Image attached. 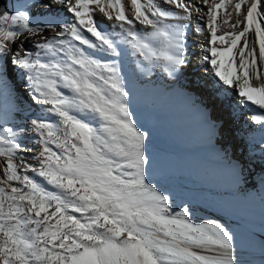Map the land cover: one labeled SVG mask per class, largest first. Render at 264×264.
Segmentation results:
<instances>
[{"label": "snow or ice", "instance_id": "obj_1", "mask_svg": "<svg viewBox=\"0 0 264 264\" xmlns=\"http://www.w3.org/2000/svg\"><path fill=\"white\" fill-rule=\"evenodd\" d=\"M130 3L131 16L122 0H50L71 19L43 27L32 24L35 4L0 11V83L19 71L29 99L56 118L0 123V264H236L228 227L191 222L188 206L174 211L146 182L148 133L134 122L118 58L127 46L141 76L176 77L188 63L182 22L195 17L208 72L261 110L250 121L264 130V0ZM221 10L231 31L217 23ZM21 37L37 38L39 51ZM27 130L42 145L36 165L18 157L33 151L17 139ZM256 147L264 154V141Z\"/></svg>", "mask_w": 264, "mask_h": 264}, {"label": "bare ground", "instance_id": "obj_2", "mask_svg": "<svg viewBox=\"0 0 264 264\" xmlns=\"http://www.w3.org/2000/svg\"><path fill=\"white\" fill-rule=\"evenodd\" d=\"M46 2L9 0L7 10L35 4L31 19L48 13L57 20L66 19L61 8L46 7ZM122 2L125 5L130 0ZM224 16L221 10L217 23L231 31L221 22ZM235 20L233 13L229 23ZM111 23L106 22L109 27ZM182 23L187 25L188 63L174 78L159 72L146 76L149 81L133 99L138 114L134 122L148 133L146 155L160 159L155 161L161 165L146 182L170 196L174 211L188 206L191 222L215 221L228 227L234 234L236 264H264V154L256 147L264 141V130L250 121L251 115L261 110L250 103H237L235 92L216 83L218 78L208 72L202 59L207 41L205 33L196 31L201 22L193 17ZM36 39L21 37L25 46ZM121 57L129 58L134 66L130 49ZM12 74L14 84L22 81L19 71ZM21 90L29 94L26 85ZM214 128L221 129L218 146L225 152L213 149ZM236 138L242 139L240 145ZM233 147L239 149L238 155ZM31 154L21 152L19 156L31 161ZM232 161L245 163L247 175L232 170Z\"/></svg>", "mask_w": 264, "mask_h": 264}, {"label": "rangeland", "instance_id": "obj_3", "mask_svg": "<svg viewBox=\"0 0 264 264\" xmlns=\"http://www.w3.org/2000/svg\"><path fill=\"white\" fill-rule=\"evenodd\" d=\"M23 1L27 3L29 2L36 3L39 0H23ZM46 1L50 3V0H46ZM156 2L159 3V0H156ZM52 6L56 8H60V6L58 5H52ZM125 10H126V14L131 16V13H132L131 3L125 4ZM70 19L71 17L67 15L64 21L66 20L70 21ZM96 19L100 23L101 28H104L105 30L112 32L114 36L118 33L119 29L113 28V22L111 23L109 27V25L106 24V22L108 21H106L105 18L101 14H97ZM31 20L32 22H36V23L43 24V25H45L47 22H51L55 24L56 22L60 21V20L55 19L54 16L51 15L50 13L45 14V16L43 15L38 16ZM136 30L142 32L144 29H142V26H139L137 24ZM51 31L52 32H50V29H46V31L44 32V35L51 37L54 34L52 29ZM37 42L38 40L36 39L35 41L31 43V45H27L25 47L29 49V51L33 52L34 54L35 52L39 51L38 49L35 48V44ZM121 49H122V52L125 53L127 51V46L122 45ZM94 56L95 58L100 59L102 61L112 59L111 57H105L101 53H94ZM121 58L122 57L118 58V62H120L119 67L121 69V74L125 79L126 90L129 92V97H128L129 108L132 113L133 119L135 120L138 114H137V110L135 109L136 107L134 105L135 103L133 99L136 98L137 92H140L142 88L146 85L145 83H147L149 80H146V76L141 77L140 74L139 75L137 74L129 58H124V60ZM12 75L13 74H11V77ZM143 78H145V80ZM15 85H17V91L20 94H17L15 92V89H14ZM23 85H26L23 77L20 83L14 84V82L12 83L10 82V80L8 81L4 80L3 83H0V123H5L6 121L7 122L6 126L14 127L16 129H21V128L28 129V125L31 119L43 118L48 121H55L56 118L54 116H49L46 113H42L40 108L29 99V96L31 95L29 91H28L29 94L27 95L24 94V91L21 90V86ZM26 86L27 88L29 87L28 85ZM220 133H221V129L219 128L213 129V138H212L213 145L212 146H213V149H216V151H218L219 153L225 152L222 148L218 146V138L220 136ZM17 139L23 145L24 149H29L30 147V149L33 150L31 151L33 154V155L31 154V161L30 160H25V161L33 165H36L37 160L34 157L38 156L42 148V145L39 142L38 136L34 134L32 131L27 130V131H24L23 133L18 132ZM236 140H237V144L240 145L239 142H241L242 139L236 138ZM235 148L236 147L232 148L233 152H236V154L238 155L240 153L238 152L239 149H235ZM19 155L20 153L18 154V157ZM147 158L149 162L146 165V178L151 176L155 171H157L161 167L160 163L155 161V160H160V159H153L150 157H147ZM232 162L233 163L231 162L229 163L235 165V169L239 171V174L247 175L248 173L247 170L249 169L246 168L247 166L245 163L241 164L240 162H236V161L235 162L232 161ZM262 190L264 194V184H263Z\"/></svg>", "mask_w": 264, "mask_h": 264}, {"label": "water", "instance_id": "obj_4", "mask_svg": "<svg viewBox=\"0 0 264 264\" xmlns=\"http://www.w3.org/2000/svg\"><path fill=\"white\" fill-rule=\"evenodd\" d=\"M8 1L9 0H0V11H3V10H5V9H8ZM5 80H10L11 82H13V80H12V77H11V74L9 75V76H7L6 78H5ZM14 89H15V92L17 93V94H20L18 91H17V85H15L14 86Z\"/></svg>", "mask_w": 264, "mask_h": 264}]
</instances>
